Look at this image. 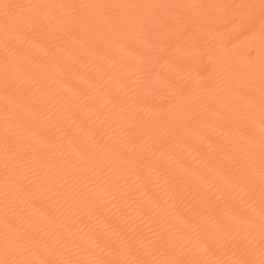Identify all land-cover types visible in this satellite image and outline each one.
<instances>
[{
  "label": "bare ground",
  "instance_id": "1",
  "mask_svg": "<svg viewBox=\"0 0 264 264\" xmlns=\"http://www.w3.org/2000/svg\"><path fill=\"white\" fill-rule=\"evenodd\" d=\"M261 3L0 0V264H264Z\"/></svg>",
  "mask_w": 264,
  "mask_h": 264
},
{
  "label": "snow or ice",
  "instance_id": "2",
  "mask_svg": "<svg viewBox=\"0 0 264 264\" xmlns=\"http://www.w3.org/2000/svg\"><path fill=\"white\" fill-rule=\"evenodd\" d=\"M25 7L34 8V7H39V6H23V5H12V4H4L3 5V8L5 9L4 15H5V28L6 29L9 26L10 20H15L16 22H21L23 19L20 15L16 14L13 10L21 9V8H25ZM102 7H109V6H102ZM127 7H136V6L130 5ZM241 7H255V6L249 5V6H241ZM260 8L262 10H264V0H262ZM261 55H262V59H264V52H262Z\"/></svg>",
  "mask_w": 264,
  "mask_h": 264
}]
</instances>
